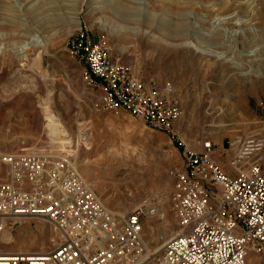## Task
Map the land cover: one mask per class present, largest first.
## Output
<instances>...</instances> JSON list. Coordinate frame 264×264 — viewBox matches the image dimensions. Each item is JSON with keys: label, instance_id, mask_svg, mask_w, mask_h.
<instances>
[{"label": "rangeland", "instance_id": "374dc122", "mask_svg": "<svg viewBox=\"0 0 264 264\" xmlns=\"http://www.w3.org/2000/svg\"><path fill=\"white\" fill-rule=\"evenodd\" d=\"M156 27L180 39L160 40ZM80 28L144 81L171 86L183 109L174 142L125 111L97 109L100 93L85 87L84 66L68 51ZM250 134H264V0H0V148L42 147L86 165L97 187L82 176L116 213L158 206L142 222L152 252L178 231L169 170L186 147L200 152L210 140L228 164L229 148ZM27 223V232L22 224L0 232V253L53 248L52 224Z\"/></svg>", "mask_w": 264, "mask_h": 264}, {"label": "built area", "instance_id": "2783aa9c", "mask_svg": "<svg viewBox=\"0 0 264 264\" xmlns=\"http://www.w3.org/2000/svg\"><path fill=\"white\" fill-rule=\"evenodd\" d=\"M68 51L84 66L85 87L100 93L97 109L125 111L172 142L179 137L183 109L169 84L144 81L84 28ZM214 147L210 140L200 152L186 147L181 167L169 170L178 231L157 253L142 226L155 205L115 213L69 158L0 148V232L39 219L58 237L48 251L13 252L0 264H255L264 257V134L229 148L235 175L215 160Z\"/></svg>", "mask_w": 264, "mask_h": 264}, {"label": "bare ground", "instance_id": "6f19581e", "mask_svg": "<svg viewBox=\"0 0 264 264\" xmlns=\"http://www.w3.org/2000/svg\"><path fill=\"white\" fill-rule=\"evenodd\" d=\"M92 8H99V7H101V5H100V3H95L94 5L92 4V6H91ZM100 22L101 23H103V21H102V19H100ZM111 27H112V30H114L116 27L114 26V25H111ZM120 28V27H119ZM116 30V29H115ZM156 30L160 33V40H164L165 42H167V43H173L174 42V40L175 41H178L180 38L177 36H175V37H173V36H169L168 34H167V30L165 29V28H161V27H156ZM171 30L172 29H169V31L171 32ZM173 31V30H172ZM158 36V35H157ZM171 40H170V39ZM182 38H183V36H182ZM139 40V39H138ZM190 44V43H189ZM195 43H193V45H194ZM191 45H192V43H191ZM23 48H22V50H20L19 52H24V51H26V50H28L30 47H25V46H22ZM198 47V46H197ZM45 48V47H44ZM25 54V53H24ZM36 86H37V84H36ZM38 87V86H37ZM33 88V87H32ZM36 89V88H35ZM34 91V90H33ZM225 132V131H224ZM240 142V141H239ZM239 142H238V145H239ZM188 144V143H187ZM190 146V145H189ZM0 147H1V145H0ZM190 150H192V149H190ZM237 150V149H236ZM235 150V151H236ZM30 151H38V152H44V153H50L47 149H44V148H42V147H36V148H34V149H32V150H30ZM119 152V151H118ZM132 152H134V151H132ZM233 153V152H232ZM50 154H53V153H50ZM58 154H60V153H58ZM118 155H124V156H128L129 155V151H128V149L127 148H125L124 149V151L121 153V154H118ZM66 158H69V157H67V156H65ZM139 158V157H138ZM144 158V157H143ZM139 160V159H138ZM140 161V160H139ZM76 165V164H75ZM77 166V165H76ZM79 167V170L81 171V175H83L84 177H87V179L89 180V182H91L95 187H97V181H96V178H94V177H92L91 175H89V167L87 168V166L86 165H79L78 166ZM77 167V168H78ZM108 174H109V172H108ZM114 174V173H113ZM83 177V178H84ZM110 178V177H109ZM85 179V178H84ZM86 180V179H85ZM87 181V180H86ZM88 182V181H87ZM90 184V183H89ZM108 199L107 198H103V203L105 204V206H108ZM162 201V200H161ZM163 202V201H162ZM157 207V214H158V212H160L159 211V209H158V206H156ZM113 211V210H112ZM161 211H162V213H161V218H162V227L166 230V231H168V232H171L172 231V229H173V225H172V222L170 221V218L168 217V212H167V209H166V206H165V204H162V209H161ZM115 212V211H114ZM116 213V212H115ZM22 228L20 229V230H25L26 232L30 229V227H29V224L27 223V221L25 220L23 223H22ZM8 227V226H7ZM7 227H5V228H7ZM5 228H3V230L5 229ZM39 229H44V227L43 226H39L38 227ZM0 234H2V236L3 237H6V233L4 232V233H0ZM175 234H173L172 236H174ZM171 236V237H172ZM170 237V238H171ZM153 239V238H152ZM155 241V240H154ZM46 245V244H45ZM161 249V247L159 246L157 249H156V251H155V253L156 252H159V250ZM15 253V252H14ZM11 254L12 253H0V257H5V256H11Z\"/></svg>", "mask_w": 264, "mask_h": 264}, {"label": "crops", "instance_id": "0c3cea01", "mask_svg": "<svg viewBox=\"0 0 264 264\" xmlns=\"http://www.w3.org/2000/svg\"><path fill=\"white\" fill-rule=\"evenodd\" d=\"M223 148V147H221ZM220 147L217 148L214 152V158L217 162L221 163L223 165V167L225 168V170L232 174V175H235V172L230 168V166L227 164L226 162V158L224 156H222V149Z\"/></svg>", "mask_w": 264, "mask_h": 264}]
</instances>
